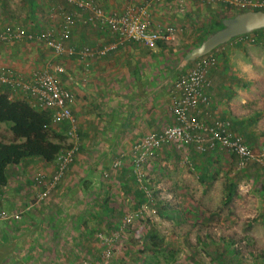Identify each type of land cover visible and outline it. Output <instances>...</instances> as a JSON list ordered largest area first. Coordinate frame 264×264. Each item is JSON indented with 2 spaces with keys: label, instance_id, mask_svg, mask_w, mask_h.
Here are the masks:
<instances>
[{
  "label": "crops",
  "instance_id": "crops-1",
  "mask_svg": "<svg viewBox=\"0 0 264 264\" xmlns=\"http://www.w3.org/2000/svg\"><path fill=\"white\" fill-rule=\"evenodd\" d=\"M47 1L42 7L49 12L44 16L48 18L47 24L42 22L35 7L11 22L26 30L48 29L54 38L59 39L62 21L49 25L53 10L47 4L51 1ZM143 1L137 0L138 3ZM202 1L210 3L207 10L202 9ZM104 2L109 9L119 6L115 10L120 11L127 0ZM218 3L226 4L220 0H184L180 9L172 1L152 2L148 7L151 24L175 28L172 39L158 41L153 49L132 40L116 43V36L106 27L85 21L86 11H81L82 17L75 18L74 11L68 9L65 13L72 15L75 22L69 29L68 38L62 40L65 52L61 54L42 42H0V72L8 69L21 77H28L34 71L53 72L58 66L63 68L55 77L58 84L73 95L69 108L76 124V139L66 137L64 141L74 139L77 144L74 162L45 201H35V196L44 188L39 177L48 178L53 173L55 159L44 161L40 157H25L6 166V183L0 185V206L19 213L20 217L0 222V264H68L62 263L61 257L66 254V249L59 251L47 243L59 232L57 223H63V219L67 221L69 216L60 211V206L64 205L61 200H66L71 188L75 189L76 178L90 176L91 171L83 168L84 163L91 162L94 146L98 144L101 148V154L96 156L97 163H100L131 147L144 135L174 123L172 83L199 59L185 63L187 52L183 47L190 45L191 39L181 35L188 28L192 29L191 26H199L200 21L194 23L202 12H221L216 7ZM230 7L238 9L237 6ZM11 22H3L0 29ZM83 47L106 48L99 55L78 54ZM207 55L214 59L208 70L210 84L206 95L209 104L198 111V118L205 123L227 120L229 130L241 134L251 148L256 151L264 149V28L234 36L202 56ZM0 93H7L13 99H27L36 109H44L7 84L0 83ZM0 124L8 126L12 138L9 123ZM52 127L65 135L67 123L52 119ZM189 154L196 163L208 166L234 156L220 149L203 153L192 149ZM250 170L256 172L254 168ZM66 232L63 230L61 237H66Z\"/></svg>",
  "mask_w": 264,
  "mask_h": 264
},
{
  "label": "rangeland",
  "instance_id": "rangeland-1",
  "mask_svg": "<svg viewBox=\"0 0 264 264\" xmlns=\"http://www.w3.org/2000/svg\"><path fill=\"white\" fill-rule=\"evenodd\" d=\"M46 1L0 0V25L34 7L47 24L44 16L49 12L42 8ZM83 1L107 13L120 8L109 9L104 0ZM47 2L53 10L49 25L61 23L65 9L82 17L73 3ZM209 4L202 1V9ZM216 7L222 16L202 12L194 23L200 21L199 26L181 35L191 39L183 47L187 53L214 32L220 20L222 24L225 18L254 10L223 3ZM8 133V126L0 124V139L11 140ZM133 145L100 163V146L92 148L94 160L83 168L90 176L76 178L75 189L61 200L60 211L69 216L57 223L59 232L47 242L59 251L66 249L62 263L264 264V167L229 152L234 155L230 160L200 165L189 154L194 147L180 142L159 146L136 166ZM63 230L66 237H61Z\"/></svg>",
  "mask_w": 264,
  "mask_h": 264
},
{
  "label": "built area",
  "instance_id": "built-area-1",
  "mask_svg": "<svg viewBox=\"0 0 264 264\" xmlns=\"http://www.w3.org/2000/svg\"><path fill=\"white\" fill-rule=\"evenodd\" d=\"M67 1L75 4L80 11L88 13L86 22H97L101 27H106L116 36V43L132 40L153 49L158 41L170 40L175 34V28L171 25L154 27L151 24L148 7L152 2L161 0H144L142 3H138L137 0H127L122 10L109 13L91 1ZM168 1L176 3L178 7L184 2V0ZM220 1L230 6H237L238 9H264V0ZM74 22L75 18L72 15L66 13L63 15L59 39L54 38L49 30H26L17 25L7 24L0 29V42L17 40L42 42L52 48L55 53L61 54L65 52L62 40L68 38L69 29ZM104 49L83 47L77 53L99 55ZM213 64L214 59L211 55L201 56L191 68L174 79L170 89L174 123L160 131L150 132L134 143L131 151L136 166L159 146L180 142L194 147L201 153L208 150H225L235 154L242 161H250L264 167V149L256 151L251 148L241 134L229 130L227 120L217 119L212 120L211 123H205L197 116L198 111L209 104L206 89L210 84L208 70ZM62 71L63 68L58 66L53 72L38 70L28 77H21L11 70L4 69L0 72V83L7 84L23 97L29 98L36 106L51 110L53 120L67 123L66 137L76 139L75 118L69 108L73 95L68 89L59 85L55 77ZM67 145L57 154L53 173L48 178L40 175L39 182H43L44 188L37 194L38 201L49 197L73 162L77 149L76 141L73 139ZM19 217V213L9 212L0 206V222Z\"/></svg>",
  "mask_w": 264,
  "mask_h": 264
},
{
  "label": "trees",
  "instance_id": "trees-1",
  "mask_svg": "<svg viewBox=\"0 0 264 264\" xmlns=\"http://www.w3.org/2000/svg\"><path fill=\"white\" fill-rule=\"evenodd\" d=\"M221 27L220 20L215 30ZM29 102L27 99H13L7 93H0V122L9 123L12 134L9 141L0 139V185L6 183L7 165L15 164L25 157L52 161L68 146L64 145L66 136L52 127V111L36 109Z\"/></svg>",
  "mask_w": 264,
  "mask_h": 264
},
{
  "label": "water",
  "instance_id": "water-1",
  "mask_svg": "<svg viewBox=\"0 0 264 264\" xmlns=\"http://www.w3.org/2000/svg\"><path fill=\"white\" fill-rule=\"evenodd\" d=\"M264 28V10H248L222 20V27L209 34L185 55V63L207 54L228 39Z\"/></svg>",
  "mask_w": 264,
  "mask_h": 264
},
{
  "label": "clouds",
  "instance_id": "clouds-1",
  "mask_svg": "<svg viewBox=\"0 0 264 264\" xmlns=\"http://www.w3.org/2000/svg\"><path fill=\"white\" fill-rule=\"evenodd\" d=\"M255 10V9H254Z\"/></svg>",
  "mask_w": 264,
  "mask_h": 264
}]
</instances>
